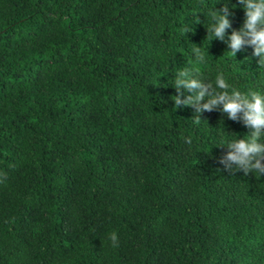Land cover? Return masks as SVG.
Wrapping results in <instances>:
<instances>
[{
    "label": "trees",
    "instance_id": "16d2710c",
    "mask_svg": "<svg viewBox=\"0 0 264 264\" xmlns=\"http://www.w3.org/2000/svg\"><path fill=\"white\" fill-rule=\"evenodd\" d=\"M215 2L0 0V264H264V175L218 159L250 129L165 86L190 65L264 90L251 46L181 36Z\"/></svg>",
    "mask_w": 264,
    "mask_h": 264
},
{
    "label": "clouds",
    "instance_id": "9594fccd",
    "mask_svg": "<svg viewBox=\"0 0 264 264\" xmlns=\"http://www.w3.org/2000/svg\"><path fill=\"white\" fill-rule=\"evenodd\" d=\"M220 2L216 0L214 5L194 11L192 19L187 22L185 19L181 25V36L193 30L189 24L203 23L209 42L213 39L223 41L233 58L244 46H251L252 55L258 57L259 72L264 70V0H239L245 15L238 29L232 28L230 20L231 9L236 5L231 4V0H223L222 7L216 8ZM198 13L204 15L203 21ZM191 45L193 61L207 63L201 52L202 45ZM168 85L176 92L170 96L174 108L192 107L193 120L200 121V114L205 110H219L227 118L239 120L248 127L250 131L243 137L236 135L221 141L219 146L226 147L227 151L218 158L219 163L230 173L243 170L245 174L264 175V90H243L231 85L223 71H216L214 77H209L190 65L178 67L165 86ZM109 239L117 244V233H109Z\"/></svg>",
    "mask_w": 264,
    "mask_h": 264
}]
</instances>
